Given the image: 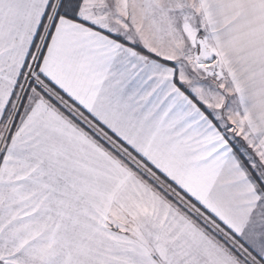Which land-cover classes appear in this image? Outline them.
Wrapping results in <instances>:
<instances>
[{
	"label": "snow or ice",
	"instance_id": "1",
	"mask_svg": "<svg viewBox=\"0 0 264 264\" xmlns=\"http://www.w3.org/2000/svg\"><path fill=\"white\" fill-rule=\"evenodd\" d=\"M0 264H264V0H0Z\"/></svg>",
	"mask_w": 264,
	"mask_h": 264
}]
</instances>
